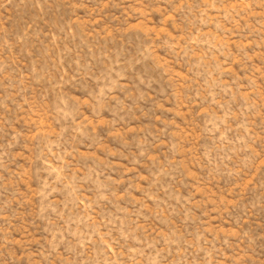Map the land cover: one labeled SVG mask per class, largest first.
<instances>
[{
    "label": "rangeland",
    "instance_id": "obj_1",
    "mask_svg": "<svg viewBox=\"0 0 264 264\" xmlns=\"http://www.w3.org/2000/svg\"><path fill=\"white\" fill-rule=\"evenodd\" d=\"M0 264H264V0H0Z\"/></svg>",
    "mask_w": 264,
    "mask_h": 264
}]
</instances>
